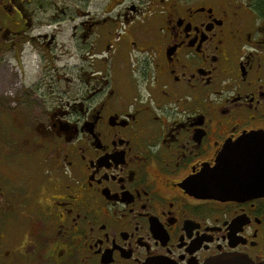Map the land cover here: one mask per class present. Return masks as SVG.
<instances>
[{
    "label": "flooded vegetation",
    "instance_id": "flooded-vegetation-1",
    "mask_svg": "<svg viewBox=\"0 0 264 264\" xmlns=\"http://www.w3.org/2000/svg\"><path fill=\"white\" fill-rule=\"evenodd\" d=\"M0 82V264L264 260V195L188 188L264 134V0H0Z\"/></svg>",
    "mask_w": 264,
    "mask_h": 264
},
{
    "label": "water",
    "instance_id": "water-1",
    "mask_svg": "<svg viewBox=\"0 0 264 264\" xmlns=\"http://www.w3.org/2000/svg\"><path fill=\"white\" fill-rule=\"evenodd\" d=\"M241 151L244 152L243 155L240 154ZM247 160H258L259 165L254 163L253 167H258L259 170L252 172L248 169L250 165L244 166L242 162ZM252 176L254 178L258 176L262 181L256 184L255 180L252 181ZM199 177L198 181H191L188 188L190 192L201 197L239 200L241 197L264 195V134H249L226 146L217 158L214 168ZM205 264H264V260L254 263L239 255L225 254L214 257Z\"/></svg>",
    "mask_w": 264,
    "mask_h": 264
},
{
    "label": "rangeland",
    "instance_id": "rangeland-1",
    "mask_svg": "<svg viewBox=\"0 0 264 264\" xmlns=\"http://www.w3.org/2000/svg\"><path fill=\"white\" fill-rule=\"evenodd\" d=\"M10 69V68H9ZM12 74L15 75L16 74V70L14 68H12ZM6 85H3L0 82V101H4L6 98L7 100H10L11 95L9 94L10 90H6Z\"/></svg>",
    "mask_w": 264,
    "mask_h": 264
},
{
    "label": "snow or ice",
    "instance_id": "snow-or-ice-1",
    "mask_svg": "<svg viewBox=\"0 0 264 264\" xmlns=\"http://www.w3.org/2000/svg\"><path fill=\"white\" fill-rule=\"evenodd\" d=\"M191 179L193 182H195V181H198L200 179V177L193 176Z\"/></svg>",
    "mask_w": 264,
    "mask_h": 264
}]
</instances>
